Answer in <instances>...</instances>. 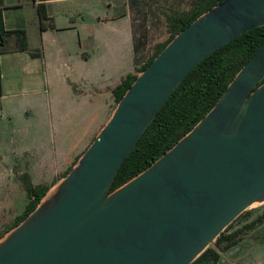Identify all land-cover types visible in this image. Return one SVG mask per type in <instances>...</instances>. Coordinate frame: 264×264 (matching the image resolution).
Segmentation results:
<instances>
[{"label":"water","instance_id":"obj_1","mask_svg":"<svg viewBox=\"0 0 264 264\" xmlns=\"http://www.w3.org/2000/svg\"><path fill=\"white\" fill-rule=\"evenodd\" d=\"M264 25V0L198 15L139 71L108 120L37 206L0 238V264H192L209 247L234 264L258 242L218 237L264 205V40L216 104L120 186L125 159L191 70Z\"/></svg>","mask_w":264,"mask_h":264},{"label":"rangeland","instance_id":"obj_2","mask_svg":"<svg viewBox=\"0 0 264 264\" xmlns=\"http://www.w3.org/2000/svg\"><path fill=\"white\" fill-rule=\"evenodd\" d=\"M192 2L146 1L137 62L132 41L124 38L120 25L97 23L86 11L85 24L95 33L81 35L77 7L91 1L67 3L69 20L77 26L70 29L61 28L68 20L63 2L53 6L58 26L53 21L45 29V39H38L42 56L34 60L35 76L23 74L24 82L4 98L0 112V238L30 201L27 183L40 188L66 174L108 120L104 107L114 102L111 90L129 73H138L157 45L168 39L167 15L190 10ZM2 88L0 75V92ZM67 155L72 161L65 165ZM263 212L264 205L254 208L251 217ZM244 222L243 217L238 226Z\"/></svg>","mask_w":264,"mask_h":264},{"label":"trees","instance_id":"obj_3","mask_svg":"<svg viewBox=\"0 0 264 264\" xmlns=\"http://www.w3.org/2000/svg\"><path fill=\"white\" fill-rule=\"evenodd\" d=\"M224 1L193 0L190 10L168 15V29L170 32L168 39L159 45L158 49L139 67L138 71L145 69L165 45L198 15ZM37 8L41 29H46L48 25L53 26V18L49 16L45 2H40ZM46 22H49V24ZM11 33H16L18 37L21 36L18 38L19 47L22 50H28L25 31L6 30L3 15L0 11V49L1 46L5 45V37ZM263 40L264 25L237 36L198 63L168 98L131 154L125 159L115 178L112 189L147 168L186 134L216 104L235 74L257 51ZM135 43L137 45V53L139 43L138 41ZM31 54L33 56L41 55L40 52ZM136 58L135 54L137 62ZM136 77V73H129L114 89L113 93L116 103L122 98ZM48 189V186L35 188L27 183L30 201L24 212L17 216L15 225L21 222L37 206ZM251 216L252 210L242 213L235 222L243 219V217L246 222L239 229L229 232L235 222L232 223L218 237L217 244L226 249L238 243L247 235L250 236L249 231H254V236L256 237L262 236L264 238V233L261 232L262 229L258 231V226L264 223V212L253 218ZM219 258V251L212 246L192 264H218Z\"/></svg>","mask_w":264,"mask_h":264},{"label":"crops","instance_id":"obj_4","mask_svg":"<svg viewBox=\"0 0 264 264\" xmlns=\"http://www.w3.org/2000/svg\"><path fill=\"white\" fill-rule=\"evenodd\" d=\"M44 1L47 6L49 16L55 21L53 6L63 2V17H68L67 23L62 25L64 29L74 28L76 22L73 23L72 19L69 20V9L67 3L69 1L76 0H0V11L2 12L5 29L9 31L24 30L28 43V50H22L19 47L18 38L21 37L16 33H11L5 37V45L0 49V75L3 80V88L0 92V112L3 111V100L6 96L13 95L14 92L20 87L22 82V76L24 73L28 77L35 76V63L34 60L37 55L33 56L31 53H39L40 40L43 37L45 39L46 30L41 29L40 16L38 13V4ZM91 1V4H87L77 7V13L82 17V21L79 23L80 32L82 34H94V29H88L85 24V12L90 15L91 19L97 21V23H103L108 25H120L121 34L124 38L132 41V47L134 55L136 54V41L141 39L144 34L145 21L147 20V10L142 8L146 4L147 0H80ZM187 11V10H186ZM168 16V15H167ZM67 19V18H66ZM168 20V19H167ZM76 26V27H77ZM122 26V27H121ZM116 31L117 28H114ZM35 37V39H33ZM136 68V67H135ZM135 73V72H132ZM22 82V83H21ZM113 88L112 95L114 97ZM115 104V97L113 103H106L104 110L110 116ZM72 153V152H71ZM70 153V154H71ZM71 157L67 155L65 157V165L70 163ZM56 172V171H55ZM53 183L46 185L52 186ZM264 233V223L258 226V231ZM251 233V232H250ZM253 239H257L250 249V251L238 259L234 264H264V238L254 236V233L250 235Z\"/></svg>","mask_w":264,"mask_h":264},{"label":"flooded vegetation","instance_id":"obj_5","mask_svg":"<svg viewBox=\"0 0 264 264\" xmlns=\"http://www.w3.org/2000/svg\"><path fill=\"white\" fill-rule=\"evenodd\" d=\"M169 35H170V32H169ZM165 41H166V40H165ZM160 44H161V43H160ZM160 44L157 45L155 51L158 49V47H159ZM155 51H154V52H155ZM18 216H19V215H18ZM16 219H17V217H16ZM16 219H15V221H16ZM239 221H240V219H239L237 222L234 221L235 223L233 222V223H234V224H233V227L230 229L229 232H232V231H234V230L239 229V228H240V227L246 222V220H245V222H244L241 226H238V222H239ZM14 225H15V222H14ZM14 225H12V226H14ZM12 226H11V227H12ZM11 227H9L8 229H10ZM8 229H7V230H8Z\"/></svg>","mask_w":264,"mask_h":264}]
</instances>
